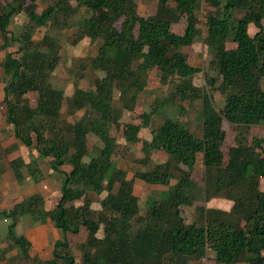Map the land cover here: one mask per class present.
<instances>
[{"label": "trees", "instance_id": "16d2710c", "mask_svg": "<svg viewBox=\"0 0 264 264\" xmlns=\"http://www.w3.org/2000/svg\"><path fill=\"white\" fill-rule=\"evenodd\" d=\"M75 2L53 0L38 8L39 0H6L1 7L0 47L17 46L7 50L0 62L5 120L21 145L34 147L62 175L54 206L36 192L9 210H0V218L10 219L6 237L16 255L33 264H176L178 257L202 258L211 249L215 263L264 264V137L249 139L250 126L264 124V0H157L155 12L147 16L138 12L135 0ZM202 2L207 11L200 27ZM20 12L27 13L28 22L19 34H10L8 26ZM80 12L84 16L72 42L84 38L98 42L91 64L104 76L96 78L90 89L80 88L75 80L67 96L51 82L60 60L58 39L47 32L35 41L32 34L37 27L69 25ZM181 21L183 30L176 32L172 27ZM250 24L257 29L252 34ZM200 36L215 73L207 74L205 81L224 100L219 109L211 94L192 81L201 69L188 63L187 50ZM230 42L235 46L228 47ZM152 74L161 84L173 86L172 96L201 100L200 134L172 116H163L162 123L153 127V116L162 110L160 102L139 114L140 123L119 122L112 106L113 88L130 109ZM29 92L37 93L34 106ZM63 106L70 115L77 111L82 115L73 123L65 122ZM224 121L237 126L225 161ZM112 126L126 142L141 143L139 162L151 163L159 151L167 159L128 178L114 160L119 143L111 135ZM142 128H148L150 137H142ZM89 133L100 146L88 148ZM12 150L10 144L5 147V152ZM199 156L205 173L202 186L191 177ZM8 163L17 182L24 177L23 166L38 180L37 164L21 157ZM135 178L167 189L141 203L133 189ZM89 191L106 192L99 210L91 208ZM200 192L204 204L224 198L232 202L230 210L200 205L186 223L181 206L191 205ZM77 201L81 203L76 205ZM23 216L51 224L62 234L53 240L47 259L31 258L29 240L16 233ZM81 227L86 236L76 261L65 234H76Z\"/></svg>", "mask_w": 264, "mask_h": 264}, {"label": "rangeland", "instance_id": "374dc122", "mask_svg": "<svg viewBox=\"0 0 264 264\" xmlns=\"http://www.w3.org/2000/svg\"><path fill=\"white\" fill-rule=\"evenodd\" d=\"M29 1V0H27ZM72 5H76L75 0H69ZM137 3L138 12L141 15L147 16L155 12L157 0H135ZM53 0H39L38 8H42L45 5L52 3ZM6 0H0V12L3 4ZM206 7L204 2L201 3L200 12L198 15V25L201 24V14L206 16ZM83 14H77L74 16V20H70L69 25H51L45 27H37L33 31V39L39 41L45 33H50L52 36L58 39L60 43V60L51 74V82L54 86L64 89L67 96L73 92L74 81L76 80L78 86L82 89H90L93 87L94 80L104 76V72L101 69H93L91 59L96 56L98 49V42H92L89 38H84L78 42H72L77 35L78 26L81 25ZM28 22V16L26 12H20L15 15L9 26L8 31L10 34L16 35L23 31L24 26ZM184 22L181 21L173 25V30L181 32L184 27ZM264 23V21H263ZM202 27V26H200ZM257 29L250 24L249 32L252 34ZM2 40L0 38V44ZM228 47H234L235 44L230 42ZM17 46H11L6 49L0 47V62L4 57L7 50H14ZM207 48L203 44L202 37H198L193 43L192 47L187 50V61L189 64L200 67V72L195 74L192 81L194 85L204 88L212 96L213 103L217 109L223 106L224 100L221 94L215 89L210 88L205 80L208 77L207 74L215 76L213 70L210 69ZM262 87L264 88V78L262 80ZM174 88L169 85L161 84L158 77L152 74L148 79V84L143 93H139L136 101L131 102L130 109L124 107L123 101L120 99L118 88H113L112 92V106L114 112L118 115L119 122L121 123H140L141 119L139 114L144 111H150L157 107V103H162V110L157 112L153 116L152 126L156 127L163 121V116H172L175 119L185 122L187 126L195 133H201L202 121L200 116L201 100L196 98L194 100L181 99L176 96H172ZM3 83L1 79L0 68V210H9L12 205L24 198H27L33 193H40L45 197L46 202L54 206L60 197V187L62 175L52 170L48 164V159H45L39 155L34 147H27L21 145L13 134V128L5 120V103L3 102ZM29 102L32 106L36 105L37 93L29 92L27 94ZM82 115V111H77L74 115H70L63 106L61 110V119L65 122L73 123L75 119ZM225 130V140L222 144V151L224 154V161L227 155V149L233 144L234 137L236 135L237 126L230 124L226 121L222 124ZM143 138L150 137L148 128H142L141 133ZM111 135L117 137L119 143V150L114 158L117 166L126 171L127 177L130 178L137 171H144L151 169L153 164L160 161H165L167 155L165 152L159 151L152 155L151 163L144 164L138 161L142 157L141 143H129L126 142L121 136L120 131L116 126H112ZM253 136L264 137V124L252 125L249 128V139ZM16 142L15 146L14 145ZM12 147V151L5 152V147ZM101 142L97 137L89 133L87 138V146L92 149L94 146L98 147ZM15 147V148H14ZM14 157H21L25 163L33 162L40 168V173L37 175L38 180L29 175L27 168L22 167L24 177L21 182H17L12 175V171L9 168V160ZM196 166L191 174L192 179L203 185L204 180V166L202 158L199 156L196 161ZM184 168V166H180ZM62 169H69L68 166H62ZM175 176L179 173L175 170ZM173 179L172 181L174 182ZM264 185V182H261ZM118 184L115 186V190ZM167 187L164 185H149L141 179H134V193L139 196L140 202L143 203L148 196H159ZM89 196L92 198L91 208L93 210L100 209L99 201L104 197L106 192L97 194L89 191ZM81 201H77L75 204H80ZM204 204V196L200 192L191 205H182V216L186 223L191 222L197 214V206ZM143 209V207H142ZM143 211V210H142ZM10 223L9 218H0V264H33L30 259H25L16 255L17 250L12 248L10 241L7 240V225ZM17 234L24 235L30 242L29 255L31 258L47 259L50 256L53 240L56 237L62 236L58 229H55L51 224L35 223L30 220L28 216H23L18 219L15 227ZM102 235L101 229L98 231V236ZM86 236L85 228L81 227L78 233L67 232L65 234L66 239L69 242L71 252L76 261H80L81 253L79 249L80 243H82ZM214 252L211 249H207L204 257L194 256H181L176 259V264H219L212 260ZM170 264V263H169ZM240 264V263H238Z\"/></svg>", "mask_w": 264, "mask_h": 264}, {"label": "crops", "instance_id": "0c3cea01", "mask_svg": "<svg viewBox=\"0 0 264 264\" xmlns=\"http://www.w3.org/2000/svg\"><path fill=\"white\" fill-rule=\"evenodd\" d=\"M201 205H205L206 207L218 208L228 212L231 208L232 202L224 198H211L206 202V204H201ZM240 264H246V263H240Z\"/></svg>", "mask_w": 264, "mask_h": 264}, {"label": "built area", "instance_id": "2783aa9c", "mask_svg": "<svg viewBox=\"0 0 264 264\" xmlns=\"http://www.w3.org/2000/svg\"><path fill=\"white\" fill-rule=\"evenodd\" d=\"M201 17H202V20H201V24H200V26H202L203 25V23L205 22V20H206V18H205V16L203 15V14H201Z\"/></svg>", "mask_w": 264, "mask_h": 264}]
</instances>
